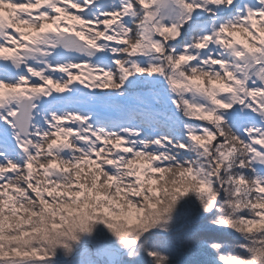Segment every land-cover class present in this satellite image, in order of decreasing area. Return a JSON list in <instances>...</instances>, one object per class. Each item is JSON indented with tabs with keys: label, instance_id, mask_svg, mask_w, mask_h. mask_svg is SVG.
<instances>
[{
	"label": "snow or ice",
	"instance_id": "snow-or-ice-1",
	"mask_svg": "<svg viewBox=\"0 0 264 264\" xmlns=\"http://www.w3.org/2000/svg\"><path fill=\"white\" fill-rule=\"evenodd\" d=\"M0 264H264V0H0Z\"/></svg>",
	"mask_w": 264,
	"mask_h": 264
}]
</instances>
